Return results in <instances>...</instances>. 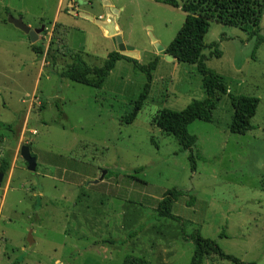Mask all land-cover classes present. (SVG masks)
<instances>
[{"label": "rangeland", "instance_id": "obj_1", "mask_svg": "<svg viewBox=\"0 0 264 264\" xmlns=\"http://www.w3.org/2000/svg\"><path fill=\"white\" fill-rule=\"evenodd\" d=\"M258 2L257 33L213 21L205 43L217 44L222 57L204 51L231 94L261 100L255 130L232 134L233 108L222 98L213 123L188 128L204 157L193 172L190 153L152 123L160 111H182L206 96L196 65L165 59L186 13L157 0H0V123L13 127L0 131V168L11 157L0 187V264H124L128 256L191 264L196 233L242 262L264 264V0ZM11 18L45 30L32 44ZM57 23L69 28L68 57L52 39ZM117 36L134 49L125 57L142 65L159 60L131 125L125 120L146 84L132 64L118 62L100 90L61 77L72 54L101 68L119 52ZM22 147L36 158L35 172L21 160ZM174 187L189 193L174 207L179 222L158 218ZM204 264L232 263L211 254Z\"/></svg>", "mask_w": 264, "mask_h": 264}, {"label": "trees", "instance_id": "obj_2", "mask_svg": "<svg viewBox=\"0 0 264 264\" xmlns=\"http://www.w3.org/2000/svg\"><path fill=\"white\" fill-rule=\"evenodd\" d=\"M166 5L181 9L186 13L185 22L176 38L166 49V55H172L178 63L196 65L202 76V87L205 98L194 100L182 111L164 109L153 119L152 123L164 133L172 136L183 151L190 153L189 161L193 172L197 170V162L204 161V157L197 148L198 138L189 133L188 128L195 122L213 123L214 113L218 109L219 102L228 97L232 108L233 116L230 124V132L235 135L244 136L255 130L252 120L256 117L261 100L257 97L235 96L230 93L229 88L215 71L208 68L207 57L204 55L206 49H210L211 57L220 59L222 53L217 44L207 45L205 38L209 33L211 22L215 21L223 25L240 28L245 32L259 31L261 21V7L258 0H187L179 4L175 0L160 1ZM69 28L63 24H55L52 39L61 45L63 57L71 55L68 42ZM37 54L44 51L43 47H34ZM256 50L254 53H256ZM73 62L61 73V77L73 83L91 87L96 90L103 88L116 64L122 60L132 64L134 70L146 77V84L136 103V110L125 123L133 124L142 111L152 90L153 74L157 70L159 60L142 65L139 61L125 57L119 52H111L101 68L90 67L80 54H72ZM63 114V112H62ZM11 125L0 123V131L11 132ZM11 168V157L4 158L1 164L0 173L6 175ZM143 169L135 170V174L142 173ZM189 193L181 188H171L158 206V218H165L172 221H180L173 214L176 203ZM194 203L195 199L191 198ZM224 235V234H223ZM222 235V237H224ZM195 243V251L191 264H204L205 257L211 254L232 264H256L245 263L241 260L225 254L218 244L211 239L203 238L196 233L192 236ZM113 244V242H109ZM124 264H151L144 258L128 256Z\"/></svg>", "mask_w": 264, "mask_h": 264}, {"label": "water", "instance_id": "obj_3", "mask_svg": "<svg viewBox=\"0 0 264 264\" xmlns=\"http://www.w3.org/2000/svg\"><path fill=\"white\" fill-rule=\"evenodd\" d=\"M9 22L11 24H13L17 29H19L20 31H22L23 33H25L26 35H28L31 39V43L35 44L38 41V37L39 35L44 32L45 27H42L41 29L38 30H32L29 26H27L22 18L19 19H15V18H11L9 19ZM111 24V22H110ZM117 26L115 28H113V35L115 36L117 32L116 30ZM114 44L117 47L119 53L123 54L125 52H133L134 49L131 47H128L124 44L122 38L120 36L114 37ZM166 61L171 62V61H175V57L172 55H166L165 57ZM21 160L24 161L27 166H28V170L30 172H35L36 171V166H37V160L36 158H34L31 155V151L29 149V147H22L21 149ZM4 174L0 173V187L2 186V182L4 179ZM104 176H102L103 178ZM99 181H97L96 183H98ZM29 244L30 246L33 245V239L32 237H29Z\"/></svg>", "mask_w": 264, "mask_h": 264}, {"label": "crops", "instance_id": "obj_4", "mask_svg": "<svg viewBox=\"0 0 264 264\" xmlns=\"http://www.w3.org/2000/svg\"><path fill=\"white\" fill-rule=\"evenodd\" d=\"M24 21V20H23ZM27 26H29V27H33V26H31V25H27ZM118 28V27H117ZM54 29V28H53ZM119 29V28H118ZM120 30V29H119ZM122 33V32H121ZM176 61V60H175Z\"/></svg>", "mask_w": 264, "mask_h": 264}, {"label": "bare ground", "instance_id": "obj_5", "mask_svg": "<svg viewBox=\"0 0 264 264\" xmlns=\"http://www.w3.org/2000/svg\"><path fill=\"white\" fill-rule=\"evenodd\" d=\"M116 30H117V32H119V29L118 28H116Z\"/></svg>", "mask_w": 264, "mask_h": 264}]
</instances>
